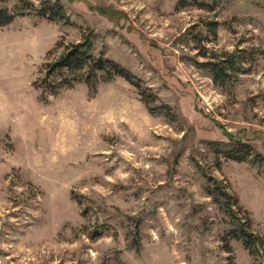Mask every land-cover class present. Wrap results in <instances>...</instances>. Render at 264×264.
Wrapping results in <instances>:
<instances>
[{
  "label": "rangeland",
  "instance_id": "374dc122",
  "mask_svg": "<svg viewBox=\"0 0 264 264\" xmlns=\"http://www.w3.org/2000/svg\"><path fill=\"white\" fill-rule=\"evenodd\" d=\"M27 1L67 20L0 0V264H264V0ZM85 37L138 86L47 75Z\"/></svg>",
  "mask_w": 264,
  "mask_h": 264
},
{
  "label": "trees",
  "instance_id": "16d2710c",
  "mask_svg": "<svg viewBox=\"0 0 264 264\" xmlns=\"http://www.w3.org/2000/svg\"><path fill=\"white\" fill-rule=\"evenodd\" d=\"M188 1H192V3L195 4L197 0H179L177 3V6L180 8H184L188 5ZM213 3H215L216 0H211ZM18 4L20 6L17 7V10L19 11H36L39 16L45 17L48 20L53 21H62L65 22L67 20L65 13L63 12V8L55 3V4H46L42 6L39 9H36L30 2L27 0H18ZM19 8V9H18ZM14 17V14L7 11L6 9L0 10V27L5 26L9 24ZM91 41L90 37H85V39L76 44L71 45L67 47L64 51V53L52 64H48L47 68V75H51L53 72H62L66 71L70 74H74L77 71H84L87 72V76L84 79V83L88 85V87H91L90 84V73L92 71H99L102 73H105L108 66L107 75L108 78H111V76H119L125 79L126 81L130 82L131 84H134L135 86H138V83L136 82L135 77L127 70L123 69L118 64L109 61L102 56H98L97 58H94L91 54ZM92 62V64H90ZM229 63L230 66H233L234 61L233 59H229V61H221V63H209L210 69L212 70L213 76L215 80L218 78L221 79V76L225 72L224 64ZM136 82V84L134 83ZM52 92L55 90V88H50ZM248 146L244 145L243 143L239 144L238 151H235L230 156L231 158L237 160V161H243L245 160L250 153L248 152ZM212 183L209 187L210 194L214 197L215 200H220L223 204V207L225 208V211L228 213V215L232 218H236L235 212L232 210L233 203L232 197H230L223 189L220 187V184L217 183L213 179H209ZM231 235L234 239L241 240L243 245L250 250L251 246L257 245L258 242H260L259 238L249 233L244 226L243 223H239V231H232Z\"/></svg>",
  "mask_w": 264,
  "mask_h": 264
}]
</instances>
